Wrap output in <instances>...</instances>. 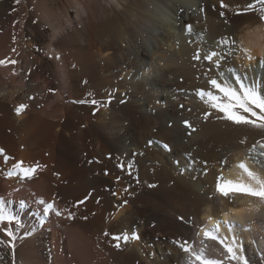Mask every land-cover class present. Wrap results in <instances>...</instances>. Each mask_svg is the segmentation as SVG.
<instances>
[{
	"label": "bare ground",
	"instance_id": "bare-ground-1",
	"mask_svg": "<svg viewBox=\"0 0 264 264\" xmlns=\"http://www.w3.org/2000/svg\"><path fill=\"white\" fill-rule=\"evenodd\" d=\"M221 3L0 0V60L16 61L0 65V203L17 218L0 264H200L201 248L264 264V202L216 189L250 182L241 162L264 178V129L197 95L227 103L216 79L264 98V21L256 0ZM19 161L39 167L26 178ZM217 222L242 259L204 237Z\"/></svg>",
	"mask_w": 264,
	"mask_h": 264
},
{
	"label": "snow or ice",
	"instance_id": "snow-or-ice-1",
	"mask_svg": "<svg viewBox=\"0 0 264 264\" xmlns=\"http://www.w3.org/2000/svg\"><path fill=\"white\" fill-rule=\"evenodd\" d=\"M19 0H17V3ZM256 3L260 5V16L259 19L261 21H264V0H256ZM222 7L227 8L228 5L221 3ZM255 5L253 3H248L247 6L243 9V11L247 12L249 9L254 8ZM223 15V13H221ZM191 29V26H189V30ZM217 55L215 52H213L210 55H206L204 58L207 60H212L213 56ZM199 54H197L194 59H199ZM6 63H12L15 64L16 61H6V60H0V65H4ZM218 63V62H217ZM239 77H237V81H239ZM211 85L218 89L221 93H223V96L227 98V103L221 102V97L214 95L210 91H204L203 89H200L197 91V95L204 100L205 97L207 99L205 100L206 103H209L212 108L217 109L219 112L224 113L223 119L232 121L236 124H250L256 128L264 129V98H261L258 93L256 92L254 87H245V85L240 84V88L242 89L241 92H237L236 89L230 87V86H223L216 79L210 80ZM80 103H84L85 101H78ZM91 103L96 104L98 101H91ZM250 105H253L255 109H259V111L253 110V107H250ZM27 105L20 104L15 108V111L17 114H20ZM234 109H243L245 113H250L254 119H250L246 115H241L238 111H234ZM207 118V117H206ZM219 118V117H218ZM186 126L191 127L190 123L188 121L184 122ZM163 147L165 149L168 148L167 144H164ZM4 150L0 149V153H3ZM15 168L19 169L20 172L24 175L26 178H31L33 174L36 172L39 165H32L28 167L23 166V161L16 162L14 165ZM239 168L243 169L244 173L247 174L249 177L250 182H244V181H232L227 180L221 183L220 181H223V177H218V182L216 185L217 191L224 197H228L231 192H239L243 193L247 196H253V197H259L261 202H264V178H261L256 173L252 172L245 163L241 162L238 165ZM13 172H9L8 175H13ZM40 204L44 205L43 207V213L45 215L49 214L50 210L56 211L54 208V205L52 203H45L42 199L39 201ZM126 203V202H125ZM258 209H253L249 207L248 211H253ZM57 215H60L59 211H56ZM71 215V214H69ZM16 217L12 214L5 211L3 203H0V223H3L7 221L8 223H12L13 221H16ZM182 219V218H181ZM211 219V218H210ZM18 223V221H17ZM219 231V222L214 227V230H203V235L205 238H210L212 240H217L219 243L224 244L225 248L227 249V252L231 254L233 259H242L241 257H237L235 252L233 251L232 247L228 246L224 243L223 239H220L219 236L215 235V232ZM7 237L9 238V246L14 248L15 244L13 241H15L16 236L14 232L10 229L5 230ZM121 237H116V239H120ZM130 237L125 235L123 236V239L127 241ZM132 239L137 238L136 236H132ZM203 243V241H202ZM116 247H119V244L116 245ZM183 247V246H182ZM184 251H190L188 247H183ZM193 255L195 256V259L197 261H200V264H222V261L215 260V259H207L204 257V249L201 248L199 254L193 252ZM244 264H247V261H244Z\"/></svg>",
	"mask_w": 264,
	"mask_h": 264
},
{
	"label": "rangeland",
	"instance_id": "rangeland-1",
	"mask_svg": "<svg viewBox=\"0 0 264 264\" xmlns=\"http://www.w3.org/2000/svg\"><path fill=\"white\" fill-rule=\"evenodd\" d=\"M198 248V247H197Z\"/></svg>",
	"mask_w": 264,
	"mask_h": 264
}]
</instances>
